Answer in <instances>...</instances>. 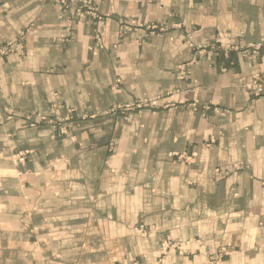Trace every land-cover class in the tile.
<instances>
[{
  "label": "crops",
  "instance_id": "obj_1",
  "mask_svg": "<svg viewBox=\"0 0 264 264\" xmlns=\"http://www.w3.org/2000/svg\"><path fill=\"white\" fill-rule=\"evenodd\" d=\"M91 1L0 0V264H264V0Z\"/></svg>",
  "mask_w": 264,
  "mask_h": 264
},
{
  "label": "rangeland",
  "instance_id": "obj_2",
  "mask_svg": "<svg viewBox=\"0 0 264 264\" xmlns=\"http://www.w3.org/2000/svg\"><path fill=\"white\" fill-rule=\"evenodd\" d=\"M56 3H58L59 5L62 6L63 9L69 11V15L71 17H84V16H90L92 18V20H98V21H101L103 19V15H101V13L98 11L96 5L91 1V0H86L87 1V5H89L91 8L89 9V12H94L95 13V16L92 15L91 13H86V11L83 13L84 15H79V14H76L75 13V10L73 9L74 8V4L70 5V8H66V6L64 5V3L62 1H56L54 0ZM77 1H80V0H75V2ZM62 2V3H61ZM132 20H127V21H121V23H128V22H131ZM123 25V24H122ZM133 30V29H132ZM130 30V31H132ZM22 33V32H21ZM19 34V37L17 38L18 40H8L6 42H3V43H0V49L2 48L3 50H5V52L3 53H0V57H6L11 51H12V48L13 46H15V44L17 42H22L24 43L25 39H26V35H25V32L22 33V34ZM129 32H121L120 31V38L126 36ZM72 36H70L69 34H66V36H62V40L64 39L65 41L63 42L64 44H67L70 39H71ZM59 39V37L57 38ZM179 75H180V67H179ZM189 73V70L187 68V66L185 67V73L181 74V78L180 79H185L187 77ZM163 92H160L158 93L157 95H152V96H145V97H142V98H139V99H136L133 103L131 104H121L120 106L118 105L116 108H114V111H127V110H133V109H143V108H153V107H158L159 106V103L161 101V99L163 98ZM44 119V120H43ZM42 119V121H46L47 119L44 117ZM52 121H54L58 127L60 126H63V121L64 119L63 118H55V117H52L51 118ZM50 121V123L52 122ZM40 123L37 122L35 123V121H32L31 125L34 127V126H37L39 125ZM61 131L64 133V127L63 129L61 128ZM30 154V151L29 150H21V151H18L16 153H14L13 155V159L16 163H24L28 156ZM190 157L189 156H186L184 157L185 160L189 159ZM134 231L137 233V234H140V235H147L148 231L146 230V227L143 225V224H139V225H136L134 227ZM175 245L170 243V241L167 239V240H162L161 242V247L163 249L164 248H167V249H170L171 247H174Z\"/></svg>",
  "mask_w": 264,
  "mask_h": 264
},
{
  "label": "built area",
  "instance_id": "obj_3",
  "mask_svg": "<svg viewBox=\"0 0 264 264\" xmlns=\"http://www.w3.org/2000/svg\"><path fill=\"white\" fill-rule=\"evenodd\" d=\"M56 1H59V0H56ZM60 1L64 3L66 8H70V5L74 4L73 9L75 10L76 14L84 15L85 14L84 12L86 11V13L88 12L95 16L94 12H89V9L91 7L87 5L88 3L86 0H80L77 2H75V0H60ZM137 28H146V29L154 31L158 28V26L154 24L145 25L143 23L142 24L136 23L135 21H131L128 23H123V22L121 23V32H130V30L137 29ZM261 45H264V42ZM232 50H233V47H229L226 49V52L229 53ZM3 52H5V50L1 48L0 53H3ZM183 73H185V67L180 66V76ZM250 85L253 86V88L259 95H264V77L260 75H255L253 79L251 80Z\"/></svg>",
  "mask_w": 264,
  "mask_h": 264
}]
</instances>
